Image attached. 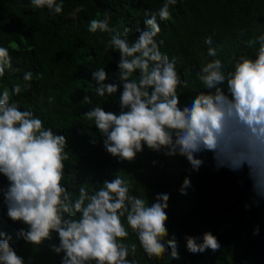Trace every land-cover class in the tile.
I'll list each match as a JSON object with an SVG mask.
<instances>
[{
  "label": "clouds",
  "instance_id": "clouds-1",
  "mask_svg": "<svg viewBox=\"0 0 264 264\" xmlns=\"http://www.w3.org/2000/svg\"><path fill=\"white\" fill-rule=\"evenodd\" d=\"M18 3L23 6V0ZM176 5L177 0H163L156 11L145 10L144 27L137 28L131 41L129 27L121 32L110 26L108 11L88 22L90 33L109 34L105 53L119 55L112 73L116 82L108 83L109 73L98 68L92 72V91L101 98L119 93V103L118 111L97 104L83 118L118 163L135 161L146 147L183 157L199 171L204 164L199 155L210 152L217 170L247 168L254 193L264 198V33L244 42L253 56H234L228 71L218 58L201 64L196 76L205 91L182 104L178 89L187 88L188 82L177 71L176 57L161 51L165 41L157 39L158 20H169ZM29 6L46 9L55 19L63 13L64 0H29ZM204 43L212 45V37ZM207 56L216 57L217 49L208 47ZM6 70L19 71L13 69L9 49L0 46V77ZM22 80L0 92V174L7 180L0 186V202L12 222L24 225L18 236L33 248L47 243L61 257L60 264H140L138 245L124 242L130 232L149 260L162 259L169 250L171 259L179 260L176 239L169 238L166 226L169 193H157L149 202L130 194V182L115 174L91 192L87 183L81 184L74 198L65 182L68 140L13 99L31 88L33 73L25 72ZM157 163L152 161L153 166ZM190 186L186 177L180 194L186 195ZM185 240L193 254L221 248L211 232L203 234L201 243L188 235ZM11 241L12 236L0 230V264H25Z\"/></svg>",
  "mask_w": 264,
  "mask_h": 264
},
{
  "label": "trees",
  "instance_id": "trees-1",
  "mask_svg": "<svg viewBox=\"0 0 264 264\" xmlns=\"http://www.w3.org/2000/svg\"><path fill=\"white\" fill-rule=\"evenodd\" d=\"M162 3L64 0L63 13L53 19L46 9L34 11L29 0H23V6L18 0H0V46L9 49L13 69H19L6 70V75L0 77V92L15 83L23 84L25 72L33 73L31 88L13 99L22 110H32L43 119L45 127L66 136L70 159L64 162L65 182L74 198L81 184L87 183L91 192L101 186L98 182L115 174L130 182V194L149 202L157 193L170 194L166 226L169 238L176 239L180 259L172 260L169 250L162 259L149 260L130 232L124 242L138 245L136 258L140 264H264V198L254 193L247 168L239 172L217 170L209 152L199 155L204 164L193 171L183 157H167L146 147L135 161L118 163L103 149L95 127L83 118V113L97 104L118 111L119 103V93L101 98L92 91V72L98 68L109 73L108 83L116 82L112 73L119 55L111 50L105 53L109 34L90 33L88 22L97 18V13L102 18L108 11L110 26L121 32L129 27L131 41L138 35L137 28L144 27L145 10L156 11ZM170 11L169 20H158L161 32L157 39L165 41L161 51L176 57L177 71L188 82L187 88L178 89L182 104L205 91L196 76L201 64L218 58L228 71L234 56H253V50L244 42L264 33V0H177ZM208 37H212V45L204 43ZM208 47L217 49L216 57L207 56ZM93 138L95 144L90 142ZM153 160L158 162L155 166ZM186 177L191 186L186 195H181ZM6 184L0 174V186ZM6 211L0 202V230L12 236L11 246L25 264H60L61 257L47 243L39 248L26 244L17 234L24 225L12 222ZM205 232L218 239L220 250L190 253L185 236L196 237L201 243Z\"/></svg>",
  "mask_w": 264,
  "mask_h": 264
}]
</instances>
